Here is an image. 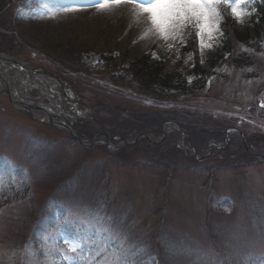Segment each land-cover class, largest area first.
Listing matches in <instances>:
<instances>
[{
	"label": "rangeland",
	"instance_id": "1",
	"mask_svg": "<svg viewBox=\"0 0 264 264\" xmlns=\"http://www.w3.org/2000/svg\"><path fill=\"white\" fill-rule=\"evenodd\" d=\"M38 1L41 10L29 12L18 0H0V48L29 67L36 63L25 55L33 54L65 78L66 115L45 123L44 115L18 110L0 92V159L22 168L28 183L21 198L14 180L10 193L0 196V264H264V34L255 42L259 51L237 43L239 52L253 56L238 66L223 32L262 27L253 0H216L211 23L217 27L202 38L195 18H176L161 34L139 7L112 22L69 24L55 41L44 28L56 11L97 8L96 0ZM232 7L243 15L235 17ZM186 24L196 29L193 41ZM147 53L161 75L185 80L184 92L141 86L143 75L133 65ZM0 71L12 86L7 73L13 68L0 63ZM42 79L29 92L37 99L30 103L55 115L58 83L50 75ZM15 90L28 102L29 94ZM165 110H175L172 115L197 135L222 136L204 137L206 144L192 132L183 138L170 121L162 124L165 135L156 126L141 132L147 137L132 130L146 122L131 112ZM132 118L136 126L126 123ZM66 122L72 132L63 128ZM76 129L92 138L77 143ZM222 144L226 151L219 150ZM121 158L132 162L121 165ZM70 243L79 245L76 251Z\"/></svg>",
	"mask_w": 264,
	"mask_h": 264
},
{
	"label": "trees",
	"instance_id": "2",
	"mask_svg": "<svg viewBox=\"0 0 264 264\" xmlns=\"http://www.w3.org/2000/svg\"><path fill=\"white\" fill-rule=\"evenodd\" d=\"M259 10L261 12V18L259 24L262 27L256 24L252 32L250 31L242 32L234 29H232L231 31L225 30L224 32V47L229 53L230 57L234 60L233 63H235L238 66H242L244 63L250 64V58L253 60V56H251L250 53H248V51H245L247 53L239 52L236 47L237 43L243 42L244 44L252 46L256 51H259L258 49L259 43H255V42H259L262 33L264 34V3L262 4L261 7L259 6ZM236 33L239 35H236ZM104 59L107 60L106 56L104 57ZM133 67L136 69L135 71L133 68L136 74L140 73L143 75L144 79L141 81L142 87L152 88L154 86L159 85L162 86L163 88L178 89V90H182L183 92L185 90V80L177 73L161 75L162 67L157 66L156 62H151L149 54L144 55L141 59H139L133 65ZM174 111L175 110H173V113ZM137 113H139V111L131 112V114L134 116L135 119L139 121L145 119L144 122L140 121V124L146 122V125L144 124V125L136 126L137 124H132L131 121L133 120V118L126 123L136 126V127H132V130L138 129L139 132H142L154 126L160 128L159 126L168 117V115L173 114L172 110L169 111L165 110L162 112L159 111H154L149 113L146 112V113H142V115L140 116H137ZM127 127H131V126L127 125ZM205 134L208 135L207 133Z\"/></svg>",
	"mask_w": 264,
	"mask_h": 264
},
{
	"label": "snow or ice",
	"instance_id": "3",
	"mask_svg": "<svg viewBox=\"0 0 264 264\" xmlns=\"http://www.w3.org/2000/svg\"><path fill=\"white\" fill-rule=\"evenodd\" d=\"M128 2L138 5L144 12L151 15L152 24L163 34L167 30V25L176 18L191 17L195 18L199 28L198 36L201 38L204 34L211 33V30L217 26L211 23V15L215 14L216 0H96L93 6L101 8L109 7L113 4L119 5ZM242 2V0H238ZM66 10H75L68 8ZM232 13L239 18L243 13L237 8L232 7ZM201 47L203 42L201 41ZM71 251H76L79 247L76 243H70Z\"/></svg>",
	"mask_w": 264,
	"mask_h": 264
},
{
	"label": "bare ground",
	"instance_id": "4",
	"mask_svg": "<svg viewBox=\"0 0 264 264\" xmlns=\"http://www.w3.org/2000/svg\"><path fill=\"white\" fill-rule=\"evenodd\" d=\"M139 6L133 3L124 2L119 5H111L105 8H89L86 7V10H77V8L72 7H61L54 16L51 17V21L48 22L47 27L44 29H49V40L55 41L59 37L60 29L67 27L69 24H78L81 27H85L90 24V21L100 23L102 19L106 21H113L116 17H124L131 14V11L137 9ZM72 8L75 10H66ZM98 19V20H97ZM49 27V28H48ZM110 33L106 32H94L91 34L92 37H99L101 39L106 38ZM47 38V39H48ZM110 38V36H109ZM7 87V85H4Z\"/></svg>",
	"mask_w": 264,
	"mask_h": 264
}]
</instances>
